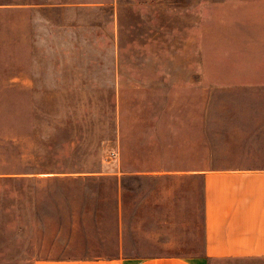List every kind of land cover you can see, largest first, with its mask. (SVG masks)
<instances>
[{
	"label": "rangeland",
	"instance_id": "rangeland-1",
	"mask_svg": "<svg viewBox=\"0 0 264 264\" xmlns=\"http://www.w3.org/2000/svg\"><path fill=\"white\" fill-rule=\"evenodd\" d=\"M263 116L264 0H0V264L199 253Z\"/></svg>",
	"mask_w": 264,
	"mask_h": 264
},
{
	"label": "crops",
	"instance_id": "crops-1",
	"mask_svg": "<svg viewBox=\"0 0 264 264\" xmlns=\"http://www.w3.org/2000/svg\"><path fill=\"white\" fill-rule=\"evenodd\" d=\"M259 131L253 138L264 139V128ZM246 165L207 169L200 156L199 167L186 172L188 179L199 181L202 192L203 241L197 254L93 256L66 249L34 264H264V166Z\"/></svg>",
	"mask_w": 264,
	"mask_h": 264
}]
</instances>
